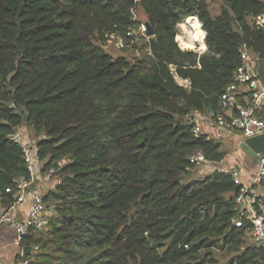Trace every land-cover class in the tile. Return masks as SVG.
Segmentation results:
<instances>
[{
	"label": "trees",
	"instance_id": "1",
	"mask_svg": "<svg viewBox=\"0 0 264 264\" xmlns=\"http://www.w3.org/2000/svg\"><path fill=\"white\" fill-rule=\"evenodd\" d=\"M218 1L213 16L208 0H0V204L10 205L29 175L11 137L24 123L59 181L44 195L48 229L21 241L38 246L35 262L220 264L225 255L223 264H264V244L233 223L232 174L192 176L194 152L217 164L227 153L195 136L186 115L221 108L242 47L264 56V27L249 20L264 14V0ZM137 9L155 34L132 48L149 44L153 55L113 56L103 44L111 33L126 36ZM193 14L207 30L201 55L176 41Z\"/></svg>",
	"mask_w": 264,
	"mask_h": 264
},
{
	"label": "built area",
	"instance_id": "2",
	"mask_svg": "<svg viewBox=\"0 0 264 264\" xmlns=\"http://www.w3.org/2000/svg\"><path fill=\"white\" fill-rule=\"evenodd\" d=\"M134 19L138 20L136 25L130 26L123 37L117 33L109 34V41L115 42L116 47L127 49L136 46L141 40L150 41L153 35L148 34L146 19L137 17V10H133ZM252 25L259 24L264 27V14L251 16ZM176 41L183 51H191L201 55L208 50L207 30L203 21L197 14L190 15L178 24ZM153 55V50L148 44L143 50H136V56L141 53ZM242 64L239 65L234 74V80L229 83L220 97L221 108L207 112L193 111L186 115L187 121L193 126L195 136L203 134V123L210 119L220 128L237 131L245 138L264 133V86L254 71L257 61L263 57L252 56L248 49L241 48ZM170 72L180 79L185 88H191L188 78L179 76L177 66L170 64ZM244 86L250 93V100L242 105L238 100V93ZM12 139L18 143L24 153V160L29 175H22L17 182V193L15 200L8 206L0 204V229L4 225H11L16 233V242L19 244L32 228L45 230L50 223L51 211L45 202V192L34 185L36 179L44 171L52 174L54 169L44 170V161L40 157V146L38 140L31 138L19 127L12 133ZM207 138L211 136L207 134ZM190 162L195 165H212L203 151L198 150L191 154ZM257 169L249 179L246 178L242 169L235 165L231 168L222 166L218 170L232 174L234 182L239 185V193L235 202L237 213L233 223L238 228L244 229L245 237L254 243L264 244V155L259 157ZM59 181H57L58 183ZM36 183V182H35ZM27 205V216L23 220L15 217L14 212L23 205ZM188 247V245H186ZM38 250V246L34 247ZM16 264H37L30 256H21Z\"/></svg>",
	"mask_w": 264,
	"mask_h": 264
},
{
	"label": "crops",
	"instance_id": "3",
	"mask_svg": "<svg viewBox=\"0 0 264 264\" xmlns=\"http://www.w3.org/2000/svg\"><path fill=\"white\" fill-rule=\"evenodd\" d=\"M238 100L242 105H246L250 100V93L244 86H241L239 89ZM203 133L210 135L211 138L218 140L219 142H221V144L223 143L222 140L227 139L231 142L240 143L242 145V137L239 132L229 131L220 128L216 125L214 121L210 119L204 121ZM26 134L29 135V133L27 132ZM235 164L236 167L237 165L241 166L240 169H242V171L245 173L247 179H249L252 175H254L255 172H251L247 169V164L243 161V159H241L239 162H236ZM207 166L215 167L214 164ZM253 166L257 168L255 164H253ZM215 168L217 169V167ZM48 174L49 173L47 171H44L42 175L39 176L38 179H36L35 181L36 183L34 182V185L39 186L43 190V192H45V190L50 191L51 189L54 188L50 186L52 181H49ZM27 213H28L27 205L25 204L23 206H20L14 212V215L17 219L23 220L26 218ZM16 239H17L16 233L11 225H4L0 229V264H16L19 258L23 256V249L26 246H23L21 243L18 244L16 242ZM36 252L38 251L35 250L34 248L32 254H35Z\"/></svg>",
	"mask_w": 264,
	"mask_h": 264
},
{
	"label": "rangeland",
	"instance_id": "4",
	"mask_svg": "<svg viewBox=\"0 0 264 264\" xmlns=\"http://www.w3.org/2000/svg\"><path fill=\"white\" fill-rule=\"evenodd\" d=\"M209 2V8L210 11L212 13L213 16L218 15L222 8L223 5L221 4V2H219L218 0H208ZM137 17L139 19H146L145 15L143 13L142 10L137 9ZM105 50L109 53H111L113 56H118V55H126L129 59L133 60L136 56V50L134 51L133 48H127L125 50L120 49L118 47H116L115 42H110L109 39L107 40V42L105 44H103ZM144 53H141V56ZM19 129H21V131H26L27 133H29V136L33 139L38 140L39 136L31 129V127L24 123L23 125H21L19 127ZM222 149L226 151L227 155L226 158L223 162L221 163H214V166L217 167V169L215 167H210L207 165H196L195 169L192 171V176L193 177H203L204 175H207L208 173H213L215 170H218L219 167L225 166L228 168H231L232 166L236 165V162H239L241 159H243V161L247 164V169L251 172H255L257 168H255L253 166V158L250 157L242 148L240 143H236V142H231L227 139L222 140ZM239 164V163H237ZM203 171V172H201ZM248 172V171H247ZM49 175V181H52V183L50 184V186L55 187L57 184V179L58 177L56 175L53 174H48ZM47 193V190H45V194ZM49 209L51 211V214H53L52 209H51V204L49 203ZM48 229V228H47ZM45 229V231L47 230ZM250 241V240H249ZM40 251V249L38 250ZM220 259V264H223L224 262L227 261V257L225 255H220L219 256ZM35 260V258H34ZM37 264H39L36 261ZM41 264V263H40ZM42 264H48V263H42ZM52 264H57V261H53Z\"/></svg>",
	"mask_w": 264,
	"mask_h": 264
},
{
	"label": "water",
	"instance_id": "5",
	"mask_svg": "<svg viewBox=\"0 0 264 264\" xmlns=\"http://www.w3.org/2000/svg\"><path fill=\"white\" fill-rule=\"evenodd\" d=\"M148 25V34L154 35L155 30L153 26L147 22ZM254 71L257 76L260 78L263 86H264V61L259 60L254 65ZM242 148L244 151L253 158L254 164L257 165L259 157L264 155V133L258 134L255 136L247 137L242 142ZM237 168H241L240 165H237ZM34 246H26L23 249V256H30L33 252Z\"/></svg>",
	"mask_w": 264,
	"mask_h": 264
}]
</instances>
